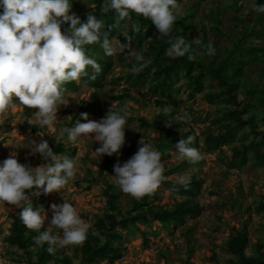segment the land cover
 <instances>
[{
    "label": "trees",
    "instance_id": "obj_1",
    "mask_svg": "<svg viewBox=\"0 0 264 264\" xmlns=\"http://www.w3.org/2000/svg\"><path fill=\"white\" fill-rule=\"evenodd\" d=\"M183 0H177L178 4ZM196 2L194 7H188L183 17L177 19L174 26V36H183L188 42L194 39L192 31L195 27L200 28L203 44L212 42L216 54L214 56H197L195 62H190L185 57L172 58L166 54L169 47L168 38L162 37L150 20L131 14L130 19H125L116 24L114 11H103L105 0H88L95 9L84 11L83 5L77 0H72L71 12L75 13L82 22H86V12L95 15L104 21L107 28H111L109 39L119 37V41L130 45V49L136 46L145 59L152 63L142 72L134 74L130 72L125 78L134 82L137 88L150 80V89L155 94L161 95L159 115L155 118L154 126L157 128L159 121L169 122V126L155 140L157 150L164 157H169V151L175 144L188 136L194 137L191 146H198L202 140L207 150H219L223 152L224 147L229 148V157H225L230 168H242L250 160L257 166H264V14L256 13L248 9L246 17L241 12L239 3L243 0H231V18L237 29L226 34L223 31L222 8L219 2H215L214 8L204 15V19L195 24L197 6L208 0H189ZM255 4H264V0H256ZM3 8L0 7V13ZM250 18V19H249ZM207 21V25L204 23ZM139 24L140 31L134 32L132 24ZM115 25V26H114ZM68 24L63 25L66 30ZM125 31V35H121ZM222 38L226 40L221 42ZM196 51H203L200 46L193 45ZM86 54L94 58L102 67V72L92 80L85 77V82L94 91L92 93L93 103L81 106L77 114L72 113L70 127L80 114L87 112L94 104L99 105V88L102 81L111 72L113 66L112 56L105 54L100 43L87 45ZM120 61L133 68L135 59L130 62L125 54H121ZM129 61V62H128ZM152 68H156L153 73ZM89 75L93 74L91 68ZM180 76L185 80L183 87L193 95L204 93L209 103L221 106L218 116L213 121V128L202 131L199 136L195 135L186 122L177 123L174 119L178 115L177 96L182 91V86H175L180 81ZM77 83L70 82L66 85L68 90H77ZM125 93L128 91L125 90ZM189 94V95H190ZM164 95V96H163ZM180 104V102H179ZM142 125L149 126L146 119H141ZM215 128L217 129V132ZM39 130L38 127H35ZM46 132V129L43 130ZM201 137V138H200ZM58 155L68 153L70 147L62 142L52 147ZM136 146L133 142L128 148V154H135ZM162 156V157H163ZM110 156H103V162L97 165V177L90 172L89 183L101 180L106 185V196L108 199L106 213L103 217H96L95 229L97 234L88 233L87 239L82 246L74 247V259L80 264H104L115 262L122 258L126 250L127 237L141 233L144 243H148V237L156 232L148 233L142 230L139 222L157 221L161 228L173 231L186 224L189 218H194L200 213V207L195 200V191L199 190L201 180L197 176L191 178L187 189L175 185V193L179 196L172 204H160L156 194L151 197H144L141 200L131 201V208L122 212L119 208L120 193L116 185L108 184L105 180L106 171L114 169ZM167 185H171L166 182ZM32 190L29 192V194ZM34 207V204H32ZM20 209L18 210V212ZM250 209L245 211L248 213ZM252 211L257 216L264 217V201L253 207ZM18 212L12 216L13 221L10 233L7 236V243L12 248H18L26 252L30 257L35 255V260L29 259L28 264H73L74 259L67 256L65 249H57L54 255L47 252L48 245L45 243L39 246L35 243L37 232L29 230L19 219ZM41 229V231L45 230ZM56 231H58L56 229ZM188 234L192 231L187 227ZM55 233V231H54ZM71 247V246H69ZM250 247V254L247 248ZM35 250V253L30 251ZM224 250L228 255L225 264H264V240L259 239L256 243L250 244L249 233L246 225L240 230L234 229L225 243Z\"/></svg>",
    "mask_w": 264,
    "mask_h": 264
},
{
    "label": "clouds",
    "instance_id": "obj_2",
    "mask_svg": "<svg viewBox=\"0 0 264 264\" xmlns=\"http://www.w3.org/2000/svg\"><path fill=\"white\" fill-rule=\"evenodd\" d=\"M0 114L15 107V101L29 109H34L33 117L41 128H53L61 107H68L66 85L80 82L88 77L95 80L102 72L101 65L86 54V46L100 43L108 56L126 49L130 45L119 40L109 39L111 28L106 29L103 20L88 13L86 22L71 12L72 0H0ZM114 11L116 24L130 19L131 14L150 20L162 37L168 38L166 54L172 58L187 56L195 62L197 56H214L216 49L212 42L203 44L201 37L188 42L183 36H174V26L181 11L177 0H105L103 11ZM252 11L264 14V4H253ZM68 24L66 30L63 25ZM115 26V25H114ZM134 32L140 31L139 24H132ZM115 44V46H114ZM193 45L203 51H196ZM136 64L134 74L142 72L152 61L145 59L141 51H130ZM93 70L90 76L88 69ZM156 68H152L154 73ZM108 109L106 116L99 121L90 120L87 112L81 113L73 127H61L57 141L63 139L73 143L81 138L92 137L99 144L94 150L95 158L119 154L126 142L125 129L128 128L130 113L127 106ZM177 123L190 122L187 113L177 115ZM135 130V129H134ZM194 137L180 139L175 148L182 160L197 164L204 159L196 147ZM135 154L121 165H114V184L126 195L141 200L151 197L166 181L163 154L151 143L142 138ZM32 155L45 161L39 166L20 163L17 153L12 152L0 162V202L20 209V221L38 233L35 243L48 245L47 252L54 255L57 249L69 246H82L92 227L81 218L76 208L69 202L52 203L49 220L43 207L34 209L29 192L33 195L60 193L74 180L79 167L78 160L60 156L53 151L48 140H33L27 147ZM191 178L179 175L176 184L188 188ZM50 225L45 228V225ZM55 228L58 231L53 232Z\"/></svg>",
    "mask_w": 264,
    "mask_h": 264
},
{
    "label": "rangeland",
    "instance_id": "obj_3",
    "mask_svg": "<svg viewBox=\"0 0 264 264\" xmlns=\"http://www.w3.org/2000/svg\"><path fill=\"white\" fill-rule=\"evenodd\" d=\"M77 1L83 5L84 11L95 9V6L90 5L88 0ZM215 2L220 3L223 11L222 28L224 33L236 31L231 18V0H208L200 3L197 6L195 24L204 19V15L209 13L210 8H214ZM195 3L183 0L179 4L181 11L178 18L183 17L185 10L188 7H194ZM255 3L256 0H243L239 3L245 17L249 13L248 9H251ZM87 14L88 12H86ZM204 23L207 25V21ZM121 35H125V31H121ZM192 35L194 38L198 36L202 38L198 26L192 31ZM112 40H119V37ZM225 40L222 38L221 42ZM130 51H137L136 46H133L129 51L112 55L111 72L105 81L101 82L98 90L99 105L94 104L87 111L90 120L99 121L106 116L112 103L115 106L114 110L116 107L127 106L130 116L129 127L125 129V145L119 154L110 156L114 164L120 163L121 165L134 155L128 154L131 142L138 150L139 141L142 138L157 149L155 140L160 137L170 123V121H159L158 129L154 127L155 118L160 111L158 102L164 98L150 89V80L137 88L134 82L125 79L132 72V67L123 64L120 61V56L125 54L132 62L134 57L129 54ZM184 82V78L180 76V81L175 86L183 87ZM77 85L75 91L67 89L66 96L69 97L70 104L68 107H61L58 112L59 118L52 129L41 128L33 117L35 110L20 105L18 101H15V107L0 114V162L8 158L12 152H16L20 163L36 167L45 161L39 154L32 155L30 149L27 148L33 140L39 142L41 138L46 139L51 147H55L61 142L68 145L70 147L68 153L62 156L75 158L79 163L74 180L70 181L66 188L61 189L60 193L53 192L45 195L40 190L41 194L36 196L32 194L37 191L34 188L29 194L31 203L34 204V209L43 207L50 220L52 216L50 205L52 203L60 204L65 200L76 208L82 219L91 223L92 227L88 233L96 235V217L104 216L108 202L105 183L101 180L92 183L87 181L90 179V172L96 177L98 176L97 165L103 162V157L97 160L94 154V150L99 147V144L92 137L81 138L78 142L73 143L67 140L66 134L63 139L57 141L59 128L70 127L72 113L77 114L81 106L93 103L92 93L94 90L89 87L84 78ZM125 90L128 92L125 93ZM188 91L183 87L177 96L178 115L187 113L191 116V121L186 124L191 127L195 135L199 136L202 131L213 128L212 123L218 116V111H221V106L209 103L204 93L191 95ZM141 119H146L149 126L142 125ZM83 122L86 121L83 120ZM35 127H38L39 130H36ZM44 129L46 132L43 131ZM215 129L217 132L218 128ZM192 147L198 148L204 156V159L197 164L193 165L187 160L180 159L175 147L169 151V157H162L165 164L164 175L167 179L155 193L158 200L154 202L165 205L172 204L174 199L179 198L175 193V185H173L178 176L182 174L190 178L197 176L202 181L199 190L194 192L200 213L194 218H189L184 226L171 232L161 228L160 224L154 220L146 223L139 222L142 230H146L149 234L152 232L157 234H151L147 244L144 243L140 232L128 236L126 250L122 258L113 263L105 262L104 264H225L228 259L224 250L225 243L234 229L240 230L246 225L250 244L256 243L259 239L264 240V217L257 216L252 211L260 201H264V166H257L250 160L240 169L230 168L225 158L227 155L229 157V148L224 147L223 152L207 150L202 140L199 141L198 146ZM114 175V169L106 171L105 180L108 184L114 183ZM166 182L171 185H167ZM116 190L120 193L119 208L124 213L131 208V201L135 198L124 194L118 186H116ZM248 209L250 211L245 213ZM18 210L14 206L0 202V264H28L29 259H36L34 254L30 257L23 250L12 248L7 243V236L13 221L11 215L17 213ZM45 227L47 229L50 225H47L46 222ZM187 227L192 229L189 234ZM52 231L57 232L55 228ZM62 249H65L67 256L74 259L73 246ZM30 251L35 253V250ZM246 251L250 254V247ZM73 264H80V261L74 259Z\"/></svg>",
    "mask_w": 264,
    "mask_h": 264
}]
</instances>
